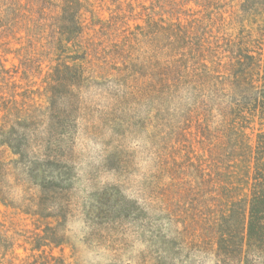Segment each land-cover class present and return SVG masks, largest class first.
I'll list each match as a JSON object with an SVG mask.
<instances>
[{
	"label": "trees",
	"instance_id": "1",
	"mask_svg": "<svg viewBox=\"0 0 264 264\" xmlns=\"http://www.w3.org/2000/svg\"><path fill=\"white\" fill-rule=\"evenodd\" d=\"M101 1L0 0V264H70L65 249L73 242L74 202L67 174L78 152L95 34L115 37L109 56L124 76L117 102L140 101L141 75L152 72L166 107L194 100L225 115L222 128L209 125L203 137L223 130L229 157L244 135L243 109L264 119L262 53L249 37L225 29L230 4L248 11L256 0H123L116 9ZM69 42L85 65H67ZM217 53L225 56L222 63ZM251 153L249 191L238 198L237 186L222 185L228 205L212 222L215 254L223 262L253 264L256 254L264 264V131Z\"/></svg>",
	"mask_w": 264,
	"mask_h": 264
},
{
	"label": "rangeland",
	"instance_id": "2",
	"mask_svg": "<svg viewBox=\"0 0 264 264\" xmlns=\"http://www.w3.org/2000/svg\"><path fill=\"white\" fill-rule=\"evenodd\" d=\"M120 1L100 3L116 9ZM251 6L245 11L237 2L230 4L225 29L249 37L264 60V1ZM95 37L89 40L98 50L86 64L92 69L82 90L86 104L80 114L78 152L67 174L74 202L69 226L73 242L65 249L68 261L85 264L87 251L95 264H239L217 259L212 222L228 205L222 185L237 186L238 198L249 191L255 168L251 150L264 131V119L243 109L239 122L246 127L244 135L229 157L222 150L223 130L211 140L203 137L206 127H220L225 115L194 100L166 107L152 72L141 75L140 101L117 102L124 76L117 74L109 56L115 37L108 31ZM216 56L217 62L225 59ZM63 58L69 67L85 65L73 42L67 43ZM127 86L132 87L131 82ZM246 94L243 88L238 97L243 100ZM214 98L219 101L217 93Z\"/></svg>",
	"mask_w": 264,
	"mask_h": 264
},
{
	"label": "clouds",
	"instance_id": "3",
	"mask_svg": "<svg viewBox=\"0 0 264 264\" xmlns=\"http://www.w3.org/2000/svg\"><path fill=\"white\" fill-rule=\"evenodd\" d=\"M84 257H85V264H95L92 253L85 251ZM252 261L253 264H260V257L257 256L256 254H253Z\"/></svg>",
	"mask_w": 264,
	"mask_h": 264
}]
</instances>
